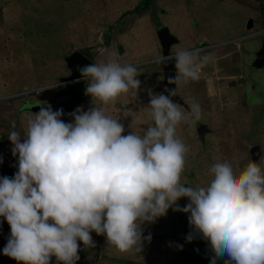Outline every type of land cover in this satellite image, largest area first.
Returning a JSON list of instances; mask_svg holds the SVG:
<instances>
[{"label":"clouds","instance_id":"9594fccd","mask_svg":"<svg viewBox=\"0 0 264 264\" xmlns=\"http://www.w3.org/2000/svg\"><path fill=\"white\" fill-rule=\"evenodd\" d=\"M170 55L159 54L157 62L174 61L177 76L169 83L175 85L181 78L197 80L212 59L199 49ZM80 71L79 80H88L85 94L99 105L70 113L71 123L61 119L63 109L40 107L26 116L23 135L12 123L8 140L18 170L12 178L0 177V217L10 226L3 254L18 264H50L52 257L57 264H76L78 241L95 247L91 232L104 235L120 253L136 254L151 240L150 234L142 235L141 225L172 208L189 214V225L209 242L212 264L217 258L224 264H264V169L259 163L250 160L237 170L225 158L209 168L212 179L206 186L182 183L189 148L176 130L182 122L201 119L200 105L192 102L185 112L171 99L176 89L168 96L150 92L146 109L152 124L142 134L123 135L124 125L104 106L123 94L136 97L137 67L122 65L113 53ZM70 83L48 89L59 94ZM180 198L189 201L183 208ZM192 239L190 233L186 240Z\"/></svg>","mask_w":264,"mask_h":264},{"label":"rangeland","instance_id":"374dc122","mask_svg":"<svg viewBox=\"0 0 264 264\" xmlns=\"http://www.w3.org/2000/svg\"><path fill=\"white\" fill-rule=\"evenodd\" d=\"M136 9L143 11L137 12ZM135 13L139 17L144 16L135 18ZM248 21L252 22L249 31L246 29ZM163 26L177 38L183 34L188 37L186 35L192 33L209 39H200L198 44L186 50L202 43H220L226 48V43L243 39L242 70L239 72L241 62L234 64V67H227L228 74L222 76L219 85L208 86L205 96L203 90L198 91L199 98L193 96L191 103L197 101L206 114L201 113V119L194 123L182 122L177 127L178 138L189 148L181 182L193 187L206 186L212 179L209 168L216 162H223L225 158L237 170L245 168L250 160L259 163L264 169V65L259 68L253 64L264 41V36L257 35L264 30V1L0 0V177L12 178L18 170V156L12 155L8 135L13 130V122L16 124L15 130L22 135L24 133L25 118L31 112L23 113L21 108L32 106L31 103L39 99L40 107L55 106L52 109L55 111L69 102L68 97H60L56 88H48L62 84L72 75L67 60L74 53L90 58L83 48H103L104 43L111 39V47L106 48L99 62L106 61L114 53L124 60L122 65L143 66L149 70L158 64L159 56L147 54L145 62L138 58L158 44L155 30ZM176 51L170 53L175 54ZM132 57L140 62L133 64ZM233 69L237 71L236 74H233ZM222 73L213 76L207 74L206 78H220ZM151 77L155 78L156 74L153 73ZM230 82L240 88L246 85L241 103L229 102L228 95L223 92L226 86L223 84ZM147 87L150 91L145 94L150 101L149 93L157 94L160 84L150 79ZM40 89L48 90L42 91L37 97L34 92ZM81 93L84 98L87 97L84 90ZM180 94L186 98L182 91ZM56 100L63 103L54 105ZM117 100L119 106L111 104L113 112L110 110L107 115L114 113L118 122L124 125L122 134L127 135L130 131L136 133L140 129L143 131L138 124L145 121L144 116H139L137 122L134 116L124 119L127 108L133 107L134 96L123 94ZM93 104L96 103L83 100L77 109L88 111ZM71 109L68 110L73 113L74 109ZM36 112L32 110V113ZM69 114L63 120L65 123L72 122ZM200 123L207 124L210 129L203 144L195 136V131H190V127L195 128ZM253 147H259L260 150L257 160L252 159L250 151ZM187 203V198L177 201L181 208ZM188 215L169 208L166 215L157 218L154 223L142 224V235L146 237L150 234L151 240H145L142 250L136 254L120 253L108 245L104 235L91 232L95 247L85 248L78 241L79 259L76 264H175L180 251L209 260L213 254L209 242L189 225ZM190 233L193 239L188 242L186 237ZM9 236L10 226L0 217V264H18L3 254ZM50 264H57L55 257L51 258Z\"/></svg>","mask_w":264,"mask_h":264},{"label":"crops","instance_id":"0c3cea01","mask_svg":"<svg viewBox=\"0 0 264 264\" xmlns=\"http://www.w3.org/2000/svg\"><path fill=\"white\" fill-rule=\"evenodd\" d=\"M239 3H241V2H239ZM134 16H135V18H137V17L142 18L144 15H142L140 17H139V15H134ZM161 28H167V27L163 26ZM159 29L155 30V36H156L158 44H156L155 47L153 46L154 48L149 50L146 54L143 52L138 59L144 60V62H145L147 60V59H145L147 54H152L151 56H159V54L160 55L163 54V47H162L161 42L157 36V32ZM246 29H247V31H249V29L247 27H246ZM168 32H169V29H168ZM169 35L171 36V38H173V41L169 46L168 53L172 52V50L176 51L179 49L192 48L200 42V39L209 40V39H206L205 37H202L200 35L195 36L192 33H188L186 35L188 37H185L183 34L180 38L175 37L174 35L170 34V32H169ZM188 39H192V40H188ZM110 40L108 43H104L103 48H97L96 46H94V47H88L87 46L86 48H83V49H85V51L88 53L89 57L91 58L90 60H92L91 61L92 64L93 63H100L99 60H100V56L102 55V53L106 50L107 47H111ZM222 43H225V42H222ZM227 45L231 46V47L227 48L228 46H226V48H225L224 47L225 45H223V46H220L218 49H216L215 52L205 54V55H210L212 57V59L210 60L208 65L205 66L201 70L199 78L197 80H194V81L189 80L188 82H184L183 78H181V80L177 83V85H175L176 97H178V99L180 101V103L178 102L177 104L181 107L182 111L187 112L189 110V105L191 104L193 96H195V99L199 98V95L197 93L198 91L203 90L204 96H205V92L208 93V91H205V89L208 90L207 89L208 86L214 87L215 84L219 85V82L222 81V79H223L222 76H224L225 73L228 74V71H226L227 67H230V66L234 67V64L241 62L240 66H239V72L242 70L243 60H244V57H243V60L241 58L242 55L244 56L242 44L240 43L239 46H237V45H233V44L228 43ZM89 48H91V49H89ZM94 48H96V49H94ZM224 50H226L225 51L226 53L224 52ZM258 51H260V49ZM201 56H204V54ZM116 59L119 61V63H122V64L124 63L123 59H120L118 57H116ZM132 59H133V61H132L133 64L140 62L137 58L132 57ZM256 59H257V56L255 55V59L253 61V64H255ZM217 68H219V69H217ZM137 69H138V72L140 74L136 77V79H138L140 81V87L137 90L136 97H134L135 100L133 103V107H131V109L127 108V110L125 111V118L124 119H126L127 116L129 118H132L134 116V120H135V122H137V120L139 119V116H142V117L144 116L145 118L144 117L143 118L145 119V121L143 123L138 124L139 127L144 129V128H146L152 124V121L149 118L148 110L146 109L147 106L149 105V102H150L148 97L145 94V92L148 93L150 91L149 87H147V85H148L150 79L154 80L155 82H158L160 84V89H159L157 94H163V92L165 91V81H164L165 70H164L161 63L155 64L154 67L150 68L149 70H147L148 69L147 67L143 68V66H139V67H137ZM153 73L156 74L155 78L151 77V75ZM215 73H217L216 75H218V73L219 74L222 73V75L220 76V78H217L216 76L213 78L212 76L215 75ZM236 73H237V71H235V69H233V74H236ZM207 74L212 75L211 78L210 77L206 78ZM241 74L244 75L243 73H241ZM87 85H88V80L83 83L84 92L86 91ZM224 85H226V86H224ZM184 86H185V88H184ZM223 86H224L223 92H225L226 95H228V99H229L228 101L229 102L234 101V103H237V104L242 102L241 101L243 98L242 95L246 89V85L244 86V88H240L239 85H237L236 83L234 84V83L230 82V83L223 84ZM188 87H190V88H188ZM180 90L186 95V98H183L181 96ZM35 95L37 97L39 96V94H35ZM69 99L70 98H67L68 101H70ZM205 99H207V98H205ZM238 99H240L239 100L240 102L238 101ZM83 100L85 102L87 101V103L95 102L97 105H99V103H100L97 100H92V97H90L89 95H87V97H85V98H84V95H82V99H81L82 103H83ZM132 101H133V99H132ZM117 102H119V101L118 100L116 101V105L119 106V104H117ZM195 102L197 103V101H195ZM199 102L201 103V101H199ZM52 103H53V100H52ZM58 103H63V102L60 100H56V103L54 105H57ZM174 103H176V102H174ZM237 104L235 105L236 107H237ZM31 105L32 106H27V107L21 108V112H23V113L32 112V110L39 111L40 106H41V102L38 99L37 102L31 103ZM34 106H35V108H34ZM139 106H141L143 108H140ZM201 106H202V104H201ZM229 106H232V105H230V103H229ZM104 107L106 109V114L110 113V110H111V112H113V108H112L111 104L105 105ZM200 108H201V113L206 114V112L203 109V106ZM52 109H55V106ZM76 109H77V107L74 109V111L73 110L72 111L75 112ZM144 109H146V110L143 113ZM65 114L66 113L62 114L63 118L67 117V116H65ZM111 116L113 118H115L114 113H111ZM135 125H137V124L135 123ZM198 125L195 128H194V126H192V128L190 127V131L191 132L195 131V136L203 144V142L205 143V139H206L208 133L210 132V129H209L208 125L205 123H200ZM200 126H203L206 129V131L204 133L203 140L200 139L199 133H198V128ZM140 130H139V132L137 130L136 134H142V131H140Z\"/></svg>","mask_w":264,"mask_h":264},{"label":"water","instance_id":"95a60500","mask_svg":"<svg viewBox=\"0 0 264 264\" xmlns=\"http://www.w3.org/2000/svg\"><path fill=\"white\" fill-rule=\"evenodd\" d=\"M252 27V22L248 21L247 28L250 29ZM157 36L161 42V45L163 47V56H166L169 51V46L173 41V38L169 35L167 28H160L157 32ZM67 64H69L70 68L72 69V75L69 77L67 81H71L70 84H68L60 93L59 95L62 97H68L70 98V101L66 104V106L63 105V107H59L58 110L63 109V113H66L65 116H67L70 112L68 110L69 108L71 110L75 109L82 99V93L83 90V82H81L79 79L82 78L81 76V69L85 66H89L92 64L91 60H88V58L82 56L80 53H74L70 59L67 60ZM164 70V81H165V91L162 95L168 96L170 91L175 90V84L169 83L170 79H174L177 76L176 68L174 67V61L173 60H167L161 63ZM257 67H262L264 65V41L262 44V47L260 51L257 53V59L254 64ZM172 100L175 102H179V99L175 96L171 97ZM61 119L64 120V118L61 116ZM206 129L203 126H200L198 128L199 137L201 140H203L204 133ZM251 155L253 160H257L260 157V150L259 147H253L251 149Z\"/></svg>","mask_w":264,"mask_h":264},{"label":"trees","instance_id":"16d2710c","mask_svg":"<svg viewBox=\"0 0 264 264\" xmlns=\"http://www.w3.org/2000/svg\"><path fill=\"white\" fill-rule=\"evenodd\" d=\"M252 1H259L260 3H263L264 0H252ZM137 12L143 11V9H136ZM137 14V13H135ZM138 15V14H137ZM208 53V52H207ZM214 254H212L213 256ZM1 257V255H0ZM4 257H7L4 255ZM2 261V259H0ZM6 263V262H4ZM12 262H9L11 264ZM14 264V262H13ZM175 264H212V257L211 259H204L202 257H194L190 254L186 253L185 251H180L176 255V263ZM215 264H224V258H217L215 261Z\"/></svg>","mask_w":264,"mask_h":264},{"label":"built area","instance_id":"2783aa9c","mask_svg":"<svg viewBox=\"0 0 264 264\" xmlns=\"http://www.w3.org/2000/svg\"><path fill=\"white\" fill-rule=\"evenodd\" d=\"M257 35L258 36H264V30L261 31V32H259ZM242 41H243V39H238V40L230 41L228 43L239 46V44ZM228 43H226V44H228ZM220 46L221 45H219V44H216V45H208V44H203L202 43L201 45H198V47H196L194 49H191V50L199 49L200 50V55H201L202 53H206V52H209L211 50L218 49ZM172 55H174V54H172ZM172 55H170L169 57H172ZM169 59H174V58H169Z\"/></svg>","mask_w":264,"mask_h":264}]
</instances>
